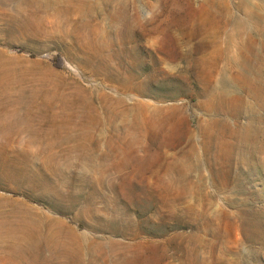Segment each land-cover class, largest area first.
Wrapping results in <instances>:
<instances>
[{
  "label": "rangeland",
  "instance_id": "rangeland-1",
  "mask_svg": "<svg viewBox=\"0 0 264 264\" xmlns=\"http://www.w3.org/2000/svg\"><path fill=\"white\" fill-rule=\"evenodd\" d=\"M0 264H264V0H0Z\"/></svg>",
  "mask_w": 264,
  "mask_h": 264
},
{
  "label": "trees",
  "instance_id": "trees-1",
  "mask_svg": "<svg viewBox=\"0 0 264 264\" xmlns=\"http://www.w3.org/2000/svg\"><path fill=\"white\" fill-rule=\"evenodd\" d=\"M55 65L59 68H63L64 67V61L63 59L60 57V58H57L55 60Z\"/></svg>",
  "mask_w": 264,
  "mask_h": 264
}]
</instances>
